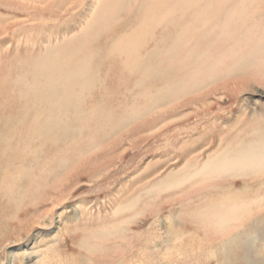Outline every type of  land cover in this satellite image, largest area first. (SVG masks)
Returning <instances> with one entry per match:
<instances>
[{
	"label": "rangeland",
	"instance_id": "374dc122",
	"mask_svg": "<svg viewBox=\"0 0 264 264\" xmlns=\"http://www.w3.org/2000/svg\"><path fill=\"white\" fill-rule=\"evenodd\" d=\"M166 263L264 264V0H0V264Z\"/></svg>",
	"mask_w": 264,
	"mask_h": 264
},
{
	"label": "bare ground",
	"instance_id": "6f19581e",
	"mask_svg": "<svg viewBox=\"0 0 264 264\" xmlns=\"http://www.w3.org/2000/svg\"><path fill=\"white\" fill-rule=\"evenodd\" d=\"M9 1V0H8ZM20 4V3H19ZM146 7V6H145ZM32 8V7H31ZM74 8H76V7H74ZM28 11V10H27ZM28 13V12H27ZM124 13V12H123ZM59 20V19H58ZM37 29V28H36ZM21 31V30H20ZM24 31V30H23ZM4 34V33H3ZM157 51V50H156ZM140 81V80H139ZM141 82V81H140ZM74 100V99H73ZM53 119V118H52ZM59 119H56V121H58ZM53 122H55V121H53ZM63 122V121H62ZM64 123H65V121H64ZM52 124V123H51ZM54 124V123H53ZM49 126H51L50 125V121H49ZM69 183V182H68ZM160 190V189H159ZM139 206V205H138ZM134 207V206H133ZM134 209V208H133ZM135 221V220H134ZM123 223V222H122ZM139 225V224H138ZM184 227V226H183ZM237 230V229H236ZM214 234V233H213ZM233 238V237H232ZM85 239V238H84ZM237 239V238H236ZM240 239V238H239ZM139 244V243H138ZM85 247V246H84ZM149 248V247H148ZM144 249V248H143ZM147 249V248H146ZM135 252V251H134ZM158 252V251H157ZM164 255V254H163ZM147 256V255H146ZM139 260V259H138ZM145 260V259H144ZM150 260V259H149ZM154 260V259H153ZM147 261V260H146ZM144 262V261H143ZM169 262V261H168ZM180 262V261H179ZM136 263V262H135ZM161 263V262H160ZM165 263V262H164ZM167 264V263H166Z\"/></svg>",
	"mask_w": 264,
	"mask_h": 264
}]
</instances>
